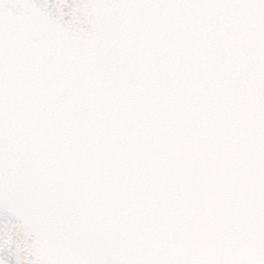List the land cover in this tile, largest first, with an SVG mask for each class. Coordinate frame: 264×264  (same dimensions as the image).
<instances>
[{"label": "snow or ice", "instance_id": "obj_1", "mask_svg": "<svg viewBox=\"0 0 264 264\" xmlns=\"http://www.w3.org/2000/svg\"><path fill=\"white\" fill-rule=\"evenodd\" d=\"M0 264H264V0H0Z\"/></svg>", "mask_w": 264, "mask_h": 264}]
</instances>
